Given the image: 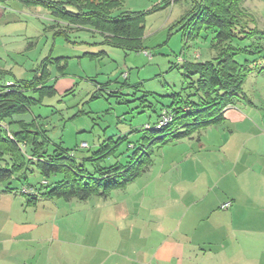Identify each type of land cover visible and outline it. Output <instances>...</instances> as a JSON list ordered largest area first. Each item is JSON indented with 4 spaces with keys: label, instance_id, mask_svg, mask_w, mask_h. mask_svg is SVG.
Instances as JSON below:
<instances>
[{
    "label": "rangeland",
    "instance_id": "374dc122",
    "mask_svg": "<svg viewBox=\"0 0 264 264\" xmlns=\"http://www.w3.org/2000/svg\"><path fill=\"white\" fill-rule=\"evenodd\" d=\"M122 1L121 8L114 14L118 11L143 13L152 7L158 8L141 16L144 51L100 44L102 38L98 34L56 35L48 29L52 19L43 8L24 7L14 1L0 2V8L5 12L0 17V85L30 79L43 60L54 76L58 74L56 66L67 64V75L59 79L56 86L60 90L66 83L69 90L65 93L57 91L53 97L31 107L28 113L15 117L26 122L34 119L47 129L50 152L68 150L78 161L106 139L125 136L118 152L107 158L103 166L116 162L125 165L129 159L122 153L128 152V145H142L145 136L157 134L145 129L154 127L159 110L172 105L173 95L185 100L192 92L185 89L183 65L210 60L213 56L210 50L212 30L202 29L197 37L189 39L183 36L178 25L200 0ZM243 7L247 11L245 18L255 19L258 28L264 29L259 18L264 0H245ZM56 58H59L58 62ZM52 80L54 77L49 85L53 84ZM161 148L163 146L157 142L150 146L152 160L162 155ZM53 180L55 177L49 182ZM28 181L36 187L42 177L33 168ZM154 181L156 169L145 171L125 188L112 190L107 201H99L98 197L86 202L48 199L29 206L26 197L17 195L14 200L15 197L9 196V204L16 211L12 213V219L31 224L48 222V232L43 233L48 238L55 234L59 237L77 235L72 232L75 230L72 222L82 220L103 222L97 229L98 237H121L127 222L143 217V185ZM147 201L146 197L144 202ZM158 204H164L162 199H158ZM6 216L1 213L0 219L9 220ZM36 234L40 235L38 232L33 235Z\"/></svg>",
    "mask_w": 264,
    "mask_h": 264
},
{
    "label": "crops",
    "instance_id": "0c3cea01",
    "mask_svg": "<svg viewBox=\"0 0 264 264\" xmlns=\"http://www.w3.org/2000/svg\"><path fill=\"white\" fill-rule=\"evenodd\" d=\"M12 1L51 16L41 6L0 2ZM4 13L0 8V17ZM50 18L56 35L98 34ZM259 18L264 26V8ZM245 60L262 68L264 52L239 62ZM67 70L50 76L56 92L69 90L66 83L56 86ZM243 92L219 122L161 148L146 170L156 169V181L143 185V217L127 222L121 237H98L103 222L82 220L72 222L77 235L48 238V222L12 219L9 196L17 195L0 193V214L9 218L0 219V264H264V69L247 76ZM226 202L230 207L222 209Z\"/></svg>",
    "mask_w": 264,
    "mask_h": 264
},
{
    "label": "trees",
    "instance_id": "16d2710c",
    "mask_svg": "<svg viewBox=\"0 0 264 264\" xmlns=\"http://www.w3.org/2000/svg\"><path fill=\"white\" fill-rule=\"evenodd\" d=\"M18 1L46 8L68 28L92 29L102 38L100 44L135 51L145 50L141 16L158 9L155 6L143 13L123 11L112 15L121 8L122 0ZM244 1L200 0L191 14L178 22L183 36L189 39L197 37L202 29L212 30L213 56L210 60L183 65L185 89L192 92L185 100L173 95L172 105L159 110L154 127L145 129L157 134L145 136L142 145H128V152L122 153L129 159L125 165L116 162L103 166L107 158L118 152L125 136L106 139L87 157L76 161L68 150L50 152L47 149V131L36 120L16 119L56 94L54 86L48 85L51 71L44 60L30 79L0 85V193L21 195L33 206L42 199L81 202L91 197L106 199L112 190L125 188L151 167V145L157 142L164 146L190 138L206 126L219 122L224 109L244 97L243 84L247 76L264 69V66L253 65L255 61L241 63L238 60L264 52V29L256 26L255 19L245 18ZM246 41L248 43L244 44ZM56 60L58 62L59 58ZM66 67L64 63L55 68L62 75ZM163 110L169 112L171 119L158 126ZM33 168L42 177L36 187L28 181ZM54 177L55 180L49 182Z\"/></svg>",
    "mask_w": 264,
    "mask_h": 264
},
{
    "label": "built area",
    "instance_id": "2783aa9c",
    "mask_svg": "<svg viewBox=\"0 0 264 264\" xmlns=\"http://www.w3.org/2000/svg\"><path fill=\"white\" fill-rule=\"evenodd\" d=\"M160 115L161 116H160V119H159V122H158V126L166 124L171 119V115L166 110L161 111ZM230 205H231L230 202H226V203L221 205V208L222 209H227V208L230 207Z\"/></svg>",
    "mask_w": 264,
    "mask_h": 264
}]
</instances>
